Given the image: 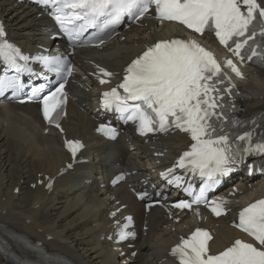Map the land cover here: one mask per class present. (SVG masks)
<instances>
[{
	"label": "snow or ice",
	"instance_id": "obj_1",
	"mask_svg": "<svg viewBox=\"0 0 264 264\" xmlns=\"http://www.w3.org/2000/svg\"><path fill=\"white\" fill-rule=\"evenodd\" d=\"M39 3L74 44H103L125 18L140 22L151 10L161 22H177L197 34L214 33L219 44L241 63L264 66V0H39ZM34 63L54 73L59 78L57 83L33 84L32 78L37 75ZM224 63L237 77H242L233 59ZM97 69L99 83L108 84L105 77L114 74L99 65ZM71 75L70 61L59 54H25L7 40L0 24V99L38 103L47 125L63 132L61 121L66 116L68 98L65 89ZM25 76L27 79H22ZM241 95L251 98L250 94L238 91L214 54L197 40L168 38L156 40L131 60L121 82L101 94V107L117 114L124 123L131 122L141 135L169 130L187 134L190 146L173 167L160 175L191 199H180L171 207L192 210L196 205L199 215L198 206L206 204L219 217L225 211V202L208 200V193L246 158L264 154V124H259L262 130L257 134L256 121L249 123L248 119L239 118L236 105ZM98 130L111 139L117 136L116 129L108 125L102 124ZM65 146L75 158L83 144L79 140H65ZM176 170H182V174L177 175ZM118 179L123 180L124 176ZM195 180L200 181L198 190ZM46 186L51 190V179ZM137 195L143 200L148 194ZM118 211L111 215L115 217ZM125 219L128 223L118 225L120 241L135 238L134 232L126 231L132 217ZM235 227L250 239L237 238L213 253L210 249L213 237L208 230L197 227L187 238L181 237L171 248V255L178 259V264H264V198L244 207ZM22 248L20 255H14L5 244L0 253L11 264H49L43 250L27 240Z\"/></svg>",
	"mask_w": 264,
	"mask_h": 264
},
{
	"label": "bare ground",
	"instance_id": "obj_2",
	"mask_svg": "<svg viewBox=\"0 0 264 264\" xmlns=\"http://www.w3.org/2000/svg\"><path fill=\"white\" fill-rule=\"evenodd\" d=\"M34 13L24 2L0 0V18L7 34L24 49L35 48L51 34V22ZM172 31L180 33L182 29L169 23L155 25L143 18L122 33L123 40L120 36L102 48L75 49L72 59L84 78L75 75L67 86L70 98L61 121L63 134L50 127L49 133L43 132L47 126L40 118L37 104L0 103V237L10 245L11 252H22V246L12 240L17 235L29 242L40 241L53 253L76 264H174L168 255L169 247L178 235L194 226L211 229L214 237L210 247L215 252L240 235L227 224L230 214L213 219L199 208V215L194 212L196 216L171 210L172 217L168 218L157 206L144 213L143 204L128 192L126 183L114 187L108 184L113 174L124 170L134 172L127 180L131 186L139 184L140 178H153L150 169L168 166L188 143L184 135L167 133L154 142L141 144V153L135 155L124 149L120 138L105 141L93 132L95 91L113 84L109 81L98 85L97 65L112 73L121 70L146 45ZM202 39L206 41L207 37ZM245 73L246 79L239 84L251 97L243 109L247 115L264 109V70L247 67ZM62 136L81 138L85 149L79 157L88 158V162L57 175L69 161L62 148ZM44 175L55 178L50 191L44 189L45 182L37 184ZM221 192L232 199V204L240 205L264 195V178H247L243 173L239 181L225 186ZM232 204H228L230 209ZM120 205L122 210L113 217L111 213ZM124 213L133 215L139 236L131 241L133 248L123 246L117 252L106 236ZM176 217L179 221L175 223ZM133 249L137 251L135 255ZM0 264H7L1 253Z\"/></svg>",
	"mask_w": 264,
	"mask_h": 264
}]
</instances>
